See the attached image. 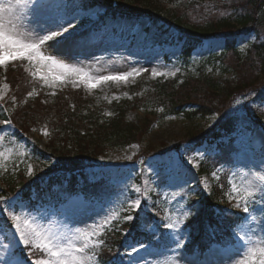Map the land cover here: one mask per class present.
<instances>
[{
    "label": "rangeland",
    "instance_id": "rangeland-1",
    "mask_svg": "<svg viewBox=\"0 0 264 264\" xmlns=\"http://www.w3.org/2000/svg\"><path fill=\"white\" fill-rule=\"evenodd\" d=\"M28 1L20 9L21 31L31 33L33 37L47 34L41 30L51 27L48 18L57 14L58 18L66 21L65 27L67 23L75 26L63 44L54 49L42 47L44 55H53L54 59L83 68L93 76L141 68L145 71L127 80L107 81L88 87L82 77L75 75H63L59 80H54L62 72L58 68L49 69L27 61L10 62L0 67V120L7 119L17 106L13 101L9 102L10 91L5 81V71L10 65L11 68L19 67L22 72H27L35 89L30 97L40 95L50 102L59 90L71 94L81 92L90 101L88 106L95 108L103 119L112 117L113 107L124 101L139 103L137 106L131 105L127 110L129 121L139 123L148 114L157 117L140 141L123 148H109L91 160L75 157L73 155L76 154L72 152L61 153L64 147L50 141V126L40 125V128L32 130L18 126L27 131L19 133L12 124H0V179L19 174L35 175L39 170H47L58 159L61 163L65 161L76 164L84 160L82 165H86L87 169L84 170L89 182L94 184L104 180L103 187H106L99 195L86 197L72 193L58 201L44 194L40 200L27 204L19 193H4V184L0 182V196L9 198V205H0V209L8 207L15 215L31 220L38 228L51 229L58 234H72L80 229L95 233L93 239L100 241L101 236L109 230L127 233L122 227L129 220L124 217H133L134 211L142 209L153 216L154 224L149 230L157 231V234L147 244L136 243L126 237L124 249L116 257L119 264H239L248 247L264 246V193L257 191L255 197L248 200L249 212L243 211L244 190L249 182L257 188L264 187V181H260L256 175L264 174V102L253 100L249 96L253 93L248 92H238L233 99L226 101L218 97L217 104L209 108L212 114L196 116L193 120L182 115L164 118L161 109L148 103L151 99L149 93L155 87L151 82L155 79L171 80L178 75L204 69L215 78H231L234 72L224 73L220 62L225 40L211 38L202 41L191 52V58L186 60L180 56L182 41L178 40L180 36L173 29L165 30L163 27V30L157 32L159 29L149 30L144 20L138 23L118 18L96 25L101 14L100 8L71 11L65 0ZM0 3L7 4L9 0H0ZM188 19L192 20L190 16ZM52 30L58 29L52 27ZM253 40V34L238 35L237 47L244 52ZM225 60L229 66L238 70L241 68L234 56L227 55ZM153 69L168 75L153 77ZM33 72L37 74L33 76ZM45 74L48 76L47 82L41 78ZM256 80L264 82L261 77ZM17 85L16 94L20 96L21 88ZM198 87L199 84H196L193 91ZM198 99L203 103L200 97ZM134 107L138 108L132 109ZM230 114L239 119V128L234 134V142L239 151L232 166L227 169L221 165L212 166L211 161L206 159L209 154H214L211 152L215 148L213 142L205 140L200 144H192V140H186L185 136L187 132L195 133L202 129L207 134L208 129H216ZM201 135H204L203 132ZM35 148L52 152L53 157H57L56 161L53 162L50 155L40 159ZM74 171H79V168L76 167ZM195 191L203 195L212 191L218 197L219 206L245 213L242 222L233 231V242L214 245L202 257H190L185 248L189 243L188 229L185 227L191 211L189 197ZM136 199L141 204L133 210L129 205ZM236 204L240 207H236ZM169 223L179 226L167 228ZM242 236L251 243L242 241ZM162 240H167L169 246L157 245ZM133 247L136 248L135 252L132 251ZM92 248L90 245L86 250L90 257L86 264H99L95 253L90 252ZM34 251L39 252L38 249ZM35 258L39 257L29 255L28 247L20 241L19 233L7 212L0 211V264H32Z\"/></svg>",
    "mask_w": 264,
    "mask_h": 264
},
{
    "label": "trees",
    "instance_id": "trees-1",
    "mask_svg": "<svg viewBox=\"0 0 264 264\" xmlns=\"http://www.w3.org/2000/svg\"><path fill=\"white\" fill-rule=\"evenodd\" d=\"M68 1L81 7H103L104 14L100 17L99 25L102 22L106 23L108 19L142 20L146 17L148 27L159 29L156 30L157 32L163 30V27H166L165 30L174 29L184 38L181 55L186 60H189L191 48L195 47L199 40L213 36L225 40L224 56L220 59L221 67L224 71L234 72L232 78L216 79L211 74L199 70L197 73L188 74L180 82L179 78L172 81L151 82L155 87L149 93L151 99L148 103L161 109L164 118L182 115L188 120H193L196 116L206 117L212 114L213 111L209 108L212 104H217L218 97L226 101L233 99L238 92L253 93L249 96L254 100L264 101V82L256 80L259 77L264 79V0ZM188 16L192 18L191 21ZM246 33H253L255 41L248 54L242 56L236 48V37ZM227 52L234 56L237 65L240 64V71L226 63ZM5 77L19 100L30 91L31 86L19 67H9ZM17 84L21 88L20 96L16 94ZM196 84H199V87L193 91ZM196 95L203 103H200ZM85 101L80 98L69 100L62 96L55 98L52 104L46 105L36 98L33 102L21 104L15 110L13 121L17 127L26 129L40 125L50 126L52 132L50 141L64 147L61 153L72 152L76 154L73 156L83 157L86 160L95 159L96 155L104 153L109 148H123L140 141L151 127L148 119L139 123L127 120V110L131 105L139 103L131 104L129 101H124L116 104L112 109L114 116L102 119L99 112L87 108ZM160 117L162 118L161 113ZM238 121L236 116L229 115L216 129H208L207 134L204 133L206 130L202 129L195 133L187 132L185 137L186 140H192V144H200L205 140L216 144L224 134L229 135L236 131ZM202 132L204 135H201ZM196 136L197 138H194ZM217 145L220 152L226 151L225 143H217ZM34 151L40 159L50 155L51 160L56 161L57 157H53L52 152L37 148ZM54 151L56 152L55 149ZM225 159L215 156L212 163L214 166L229 163ZM83 161H78V164L65 161L61 163L58 159L54 165L48 167L50 169L39 170L33 176L25 177L19 174L16 177H5L4 180L9 190L12 193L20 192L25 201L30 200L33 194H36L37 198L45 193L59 197L76 191L78 174L73 170L76 167L79 170L85 168L86 165H82ZM72 164L76 165L72 166ZM217 201V196L212 193L205 197L198 192L192 195V213L187 222L191 237V242L186 247V252L189 254L194 251H204L214 242L228 240L230 238L228 227L241 221L242 215L238 213L229 214L222 210L215 214L216 210H220ZM152 221L151 215L137 211L134 213V219L125 223L123 228L128 231L127 235L133 241L146 243L152 239V234L148 233L146 228L142 231L141 229ZM123 241L120 231L110 233L103 245L95 249L99 264H117L114 257L123 249Z\"/></svg>",
    "mask_w": 264,
    "mask_h": 264
},
{
    "label": "snow or ice",
    "instance_id": "snow-or-ice-1",
    "mask_svg": "<svg viewBox=\"0 0 264 264\" xmlns=\"http://www.w3.org/2000/svg\"><path fill=\"white\" fill-rule=\"evenodd\" d=\"M28 0H9V3H0V67L7 66L10 62L14 61H27L30 64H40L46 68H58L62 72L59 76H55L54 80H59L63 75H75L82 77L83 82L88 87H94L96 84L107 81H121L127 80L130 76H138L145 69H132L129 72L122 73H110L108 75H90L85 69L75 67L70 64L62 63L54 59L53 55H44L41 48H53L61 45L65 40L71 36V29H74L72 23H67V27L64 26L66 21L58 18V15H52L48 18V22L51 27L42 29L41 31L47 32V34H37L35 37L29 32L20 30V9L26 6ZM52 27L58 29L53 31ZM51 42V43H49ZM37 73L33 72L35 76ZM151 75L153 77L168 75L166 73L157 72L156 69L152 70ZM175 75V73H172ZM46 82L48 81L47 74L41 77ZM32 93L29 92L28 96ZM15 98L13 97V101ZM10 119L0 120V124H11ZM47 134V133H45ZM2 155V154H0ZM131 157H129L130 159ZM32 173L31 166H29V174ZM215 175V173H213ZM260 181H264V174H256ZM139 191V189H137ZM245 207L244 212H249L247 207L248 200L255 197L256 192L260 191L264 193V187L257 188L249 182V185L245 188ZM239 197V192H237ZM264 199V197H262ZM141 201L136 199L129 205L131 209L139 208ZM0 205H9V198L0 196ZM240 207L239 204L235 205ZM0 211L7 212L8 217L12 220L16 232L19 233L20 241L28 247L30 256H37L32 260V264H86V260L90 259L86 250L91 245L93 248L102 246V241L94 240L95 233H89L76 229L72 234L56 233L51 229L38 228L31 220L21 219L14 214V211L8 210V207L0 209ZM125 220H132L131 215L124 217ZM107 222V221H106ZM178 224L169 223L167 228H177ZM241 240L246 244L251 243L246 240L245 237H241ZM80 241V243H77ZM142 246V245H141ZM179 246V245H178ZM39 250L37 253L36 250ZM132 251L135 252L136 248L133 247ZM239 253H237L238 255ZM19 264V262H17ZM239 264H264V246H252L247 248V253L243 259L239 261Z\"/></svg>",
    "mask_w": 264,
    "mask_h": 264
},
{
    "label": "bare ground",
    "instance_id": "bare-ground-1",
    "mask_svg": "<svg viewBox=\"0 0 264 264\" xmlns=\"http://www.w3.org/2000/svg\"><path fill=\"white\" fill-rule=\"evenodd\" d=\"M29 2V1H28ZM24 8V7H23Z\"/></svg>",
    "mask_w": 264,
    "mask_h": 264
}]
</instances>
